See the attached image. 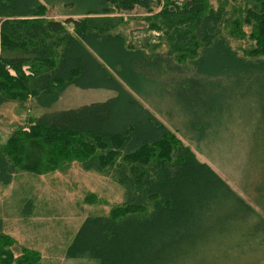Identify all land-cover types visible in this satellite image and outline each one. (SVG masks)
Returning <instances> with one entry per match:
<instances>
[{"label": "trees", "instance_id": "16d2710c", "mask_svg": "<svg viewBox=\"0 0 264 264\" xmlns=\"http://www.w3.org/2000/svg\"><path fill=\"white\" fill-rule=\"evenodd\" d=\"M153 7L152 0H0V107L34 100L50 108L69 86L116 93L34 118L0 146L2 184L79 164L126 189L123 203L84 222L70 257L89 250L101 264H127L139 240L149 258H195L255 213L177 135L181 127L199 144L216 133L231 88L256 93L258 83L264 100V0ZM136 8L151 16L128 41L114 30ZM51 9L63 18L50 17ZM261 111L251 138L264 148V102ZM164 113L172 127L157 117ZM156 236L159 247L149 241ZM17 245L0 234V264H38L36 251L17 253Z\"/></svg>", "mask_w": 264, "mask_h": 264}, {"label": "rangeland", "instance_id": "374dc122", "mask_svg": "<svg viewBox=\"0 0 264 264\" xmlns=\"http://www.w3.org/2000/svg\"><path fill=\"white\" fill-rule=\"evenodd\" d=\"M152 1L153 11L157 13L166 1L176 4L185 0ZM49 15L63 18L59 9H51ZM145 16L151 15L145 9L136 8L125 15V23L114 33L123 34L130 41L133 32L146 26L142 21ZM253 84L256 93L243 95L242 89L228 90L226 119H222L216 133L208 139L199 144L191 142L181 127L177 135L184 145L194 151L200 162L208 164L237 196L255 210L247 216L251 220L228 227L233 231L231 236L195 258H149L152 252L135 240L136 250H131L133 257L127 264H135V260L137 264H264V148L251 138V120L256 112H262L264 100L257 94L258 83ZM261 87L264 88V85ZM115 95L108 89L69 86L50 108L40 107L34 100L5 103L0 107V146L15 130L28 127L34 118L104 102ZM157 117L172 127L167 113ZM125 199L126 189L112 178L84 171L79 164L42 176L18 173L9 184L0 183V234L15 239L17 253L20 247L36 251L40 256L38 264H101L89 250L70 257L68 249L75 243L79 229L88 218L106 216ZM157 238L159 236L149 241L159 247L160 240ZM93 242L90 240L94 246L96 242Z\"/></svg>", "mask_w": 264, "mask_h": 264}, {"label": "bare ground", "instance_id": "6f19581e", "mask_svg": "<svg viewBox=\"0 0 264 264\" xmlns=\"http://www.w3.org/2000/svg\"><path fill=\"white\" fill-rule=\"evenodd\" d=\"M198 76V75H197ZM198 83V82H197Z\"/></svg>", "mask_w": 264, "mask_h": 264}]
</instances>
